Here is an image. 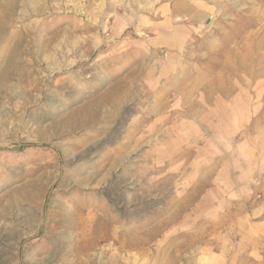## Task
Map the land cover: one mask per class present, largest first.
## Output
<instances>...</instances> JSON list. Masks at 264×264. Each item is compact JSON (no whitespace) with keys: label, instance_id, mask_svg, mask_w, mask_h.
<instances>
[{"label":"rangeland","instance_id":"rangeland-1","mask_svg":"<svg viewBox=\"0 0 264 264\" xmlns=\"http://www.w3.org/2000/svg\"><path fill=\"white\" fill-rule=\"evenodd\" d=\"M0 264H264V0H0Z\"/></svg>","mask_w":264,"mask_h":264},{"label":"crops","instance_id":"crops-1","mask_svg":"<svg viewBox=\"0 0 264 264\" xmlns=\"http://www.w3.org/2000/svg\"><path fill=\"white\" fill-rule=\"evenodd\" d=\"M157 105V104H156ZM152 110H153V112H157V114H158V119H157V122L159 123V124H161L160 125V127H161V129L162 128H164V129H166V131H167V113H164L163 115H162V113L160 112V111H158L157 109H155V108H151ZM153 112L150 110V114H153ZM154 115V114H153ZM149 164H150V161H149ZM154 167V165H152V168ZM149 169H150V166H149Z\"/></svg>","mask_w":264,"mask_h":264}]
</instances>
